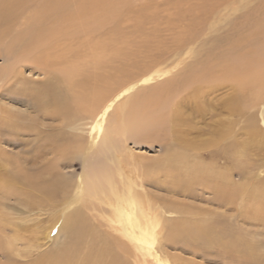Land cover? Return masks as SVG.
Listing matches in <instances>:
<instances>
[{"label": "rangeland", "instance_id": "rangeland-1", "mask_svg": "<svg viewBox=\"0 0 264 264\" xmlns=\"http://www.w3.org/2000/svg\"><path fill=\"white\" fill-rule=\"evenodd\" d=\"M55 2H60V15L55 22L40 20L42 8L50 7ZM1 11L0 77L3 78L0 81L6 77L7 69L15 60L14 55L22 51L24 43L36 38L50 23L56 26V37L60 38L56 42H48L50 39L46 37L43 40L52 44L50 53L53 57L62 58L51 57V63L55 66H52L49 78L37 70L34 66L37 64L31 63L33 68L32 65H26L28 67L22 69L24 76L35 82V87L46 90V100L34 95L30 97V108L15 103L14 97L21 100L17 96L20 95V85L7 90L6 95L10 94L12 99L9 96V99H0L8 110L27 115L25 119L10 117L14 124L23 126L26 131L21 134L23 130L10 131L7 128L9 140L0 144V192L5 197L9 192L7 184L11 183V192L17 189L14 186L17 179L14 177L24 179L18 173L19 161H26L24 182L28 183L27 191L33 188L27 204L26 200L22 203L20 198L17 201L15 196L4 201V205L0 204L1 229H5L0 233V264H9V256L18 260V264H33L38 256H43L47 264H74L88 253L105 248L107 244L111 248L115 247V241L127 246L129 250L125 248L134 254L139 264H264V217L253 214L256 209L258 211L264 207V98L252 102L254 96L251 90L246 87L238 90L231 81L221 79L222 71L216 69L226 57H251L264 46V0H18ZM54 47L59 50H54ZM10 51H14V54L11 55ZM71 67L72 76L76 74L74 86L63 80V72L66 69L70 71ZM158 69L171 70L172 73L160 77L153 75L151 79L150 75ZM189 69L197 73L211 72L213 75L207 86L218 90L200 94L201 97L196 100L189 96L187 104L181 109L185 113L184 122H178L176 130L184 142L191 146L186 149L179 147L177 152L186 156L193 169H200V165L208 168L202 176L200 174V180L193 181L188 187L184 184L189 179L183 178L184 181L177 187L170 178L169 168L160 167L161 162L172 152L173 143L167 124L161 128H144L135 136L114 135L111 141L105 143L99 138H91L95 120L99 117L86 113L71 99L75 91L81 92L82 87L78 84L111 91L112 88L114 91L121 90L119 82H122V89L135 85L131 89L127 88L123 97L109 110V115L106 114L102 132L109 131L113 129V114L118 104L135 96H145L168 80L179 82L177 80H181ZM25 87L27 89L28 85ZM193 90L190 88L185 94L191 92L192 95ZM85 91L83 89L82 93ZM228 98L237 101L233 104L235 110L232 116L223 109ZM58 108L61 109V115L57 122L47 121L44 116L46 120H42L41 112ZM70 120L72 127L68 126ZM251 123L259 131L257 135L249 132ZM49 125L56 128L51 129ZM224 128L227 132L232 131L229 132L233 142L230 147L222 145L225 147L217 149L203 146L206 142L216 140V132ZM38 131L41 133H38L40 139L48 143L55 141V149L60 147L61 151L56 152L53 147L44 148V151L35 148L37 140L40 142L36 137ZM67 131L80 136L73 146L71 136L66 135ZM96 133L93 131V136ZM90 141L101 144L89 149ZM63 147L69 148L62 151ZM219 150L220 153L217 152ZM221 153H224V157L219 155ZM120 168L122 173L125 171L124 175L129 176L121 173V177L117 171ZM100 172L103 175L110 174L124 195L128 194L127 185L131 184L133 195L148 206H145L148 208L146 215L157 219L150 255L146 254L148 248L141 240L136 241L128 236L123 238L121 232L109 230L110 223L105 220L109 219L111 208L100 204L101 200H89L88 210L83 213L79 211L74 232L62 231L68 212L72 210L74 213L80 208L76 202L80 179L89 173L102 174ZM136 174L138 176L135 177ZM205 178L218 182L228 179L234 186L240 185L239 188L245 185L252 195L248 197L243 194L238 199H220L219 202L217 196L204 186ZM34 187H39L40 191L37 192ZM253 193L256 195L253 196ZM66 202L74 203L72 209L63 205ZM91 206L95 208L94 212ZM247 209L251 211L247 212ZM94 218L103 225L99 226ZM180 220L189 225L192 222H204L206 231L197 240L195 235L193 239L187 234L181 235L180 229L174 226ZM105 230L111 231L110 234ZM76 235H81L82 239L78 240ZM117 235H121L120 240ZM251 244L254 247L251 248ZM59 257H62L61 262ZM67 257L72 260H66Z\"/></svg>", "mask_w": 264, "mask_h": 264}, {"label": "bare ground", "instance_id": "bare-ground-1", "mask_svg": "<svg viewBox=\"0 0 264 264\" xmlns=\"http://www.w3.org/2000/svg\"><path fill=\"white\" fill-rule=\"evenodd\" d=\"M17 1L18 0H0V10H2L1 12H3L5 10L6 6H8L12 3H15ZM62 3H64V2H62ZM58 4L60 5V2L59 3L55 2L53 4H50L51 5L50 7L42 8L41 12L39 13L40 20H48V21L50 20L52 23H54L56 18L60 15V6ZM43 23H45V22H43ZM56 34H57L56 26L50 23L47 27H45V29H42L38 33L36 38L30 39L29 41H27L25 43L23 42L24 43L23 47L21 46L22 44L20 45L23 48L22 51L20 50L19 54L14 55L15 60L13 61V63H11V66L7 69V72L6 73L3 72V73H5L6 77L4 78V80L0 81V83H2L0 85V99H3V98L9 99V97H11V95L8 94L9 97L6 95L8 93L7 90H9L12 87H16V86L20 85V88H19L20 90L18 89L20 91V95H17V96L21 97V100L14 97L13 99H15V101H14L15 103L22 105V106L28 105L30 108V107H32V105H30V102L32 101V100H30V97L36 95L35 96L36 98L39 97L40 99L43 98V100H46V98H47L46 90H44L43 87L42 88L35 87V82L28 80L24 76L25 74L23 73L22 69L25 67H28L26 65H32L31 63H34V64H37V65H34L37 68V70L40 71L45 77L49 78V76L52 73L51 71H53V70H51L53 68L52 66H55V65L53 63H51V57H53L51 54L52 53L51 50H53V48H52V44L49 45L48 42H50V41L56 42V40L58 38H60V37H56ZM45 37H46V39H50V40L48 42L47 41L44 42L43 39ZM22 41H23V39H22ZM19 42L21 43L20 39H19ZM186 45L187 44H185V46ZM263 47H261L257 52L253 53L251 57H246V58H241L239 56H236V58L226 57L221 62H219L217 65L218 67H216L217 70L222 71L221 79H224V81H226V80L231 81V83L233 85H235L238 90H240V89L243 90L242 87H246L249 90H251V92L253 93L252 96H254V100H252V102H254V103H256L261 98H264V49H263ZM13 48L14 47H12V49ZM57 49H58V47H56L54 50L57 51ZM10 50H11V48H10ZM10 52H12V51H10ZM13 52L10 54L13 55L14 54ZM58 53H60V52H58ZM53 58L58 59V58H62V57L55 55ZM53 58H52V60L55 61V59H53ZM50 63L53 65H51ZM161 63H162V61H161ZM57 65H58V63H57ZM34 66L32 65L31 67L33 68ZM150 69H151V67H150ZM212 70H215V69H212ZM60 71H62V70H60ZM63 73H64L63 76H65L64 77L65 79H63V80L68 81V83H70L71 86H74L73 80H74L76 74L72 76V67H71L70 71H69V69H66V72H63ZM170 73H172L171 70L165 71L163 69H158V70L153 71V74H151L150 77L152 79L153 75L160 77V76L168 75ZM183 75H185V74H183ZM212 75L213 74L211 72H201V73L198 72L197 73V72H193L192 70H190V71H188V73L183 78H181V80L180 79L177 80L179 82H171V80L170 81L168 80L163 86L159 85V88L156 87L157 89H155V88L152 89V92L145 95V96H142V97H137V96L132 97L131 96L132 98H129L124 103H120L116 106L117 110H116V112L114 111L115 113L113 114L114 115L113 116L114 117V119H113L114 125H113V129L109 130L110 132L106 131V130L104 132H102V123L106 117V114L108 112H110L109 110L112 109V107L117 102V100H119L121 97H123V95L125 94V90L127 88L131 89L135 85H133V84H132L133 86L128 85L122 89L121 88L122 82H119L118 87L121 90L114 91V88H112L113 91H111L109 89L108 90H102V89H99L97 87L96 88L92 87V86L86 87L84 85L78 84L79 87L80 86L82 87L81 92L79 93V92L74 90L75 91L74 93H76V94H73L71 96L72 97L71 99H73V101L76 104H78L79 108L86 111V113L90 114L91 116L97 115V117H99V119H97V117H96L97 120H95L96 123H95V126L93 127L91 138H97V139L99 138L100 140H102L105 143L111 141L112 138L114 137V135H116V136L120 135L123 137H127L129 135L135 136V135L140 134L141 132H139V131L144 129V128H147V129L148 128H150V129L151 128H158V127L161 128L162 126H164L163 124H165V126L167 124L169 126V136H170L171 141L173 143V145H171L172 152L169 153V155L166 157V159L164 158L165 160H163V161L161 160L162 162L160 164V167H168L169 168V169L168 168L167 169L170 171L171 177H170V175L169 176L167 175V176L172 178L173 183L177 187H179L181 185V182L184 181L183 178L189 179V182H185V184H184L185 186L188 187L189 184L191 185L193 183V181L200 180V178H201L200 174L202 176L203 173L208 168H205L206 166L200 165L199 166L200 169H198V168L193 169L194 166L189 165L186 156L177 152L178 149H180V148L186 149L187 146H191V144L188 145L187 143L184 142L183 138L181 137V134L176 130V126H177L178 122H181V121L184 122L185 113H184V111L182 112L181 109H183L185 107V105L187 104L186 100L188 99L189 96H191L194 100H196V98L199 99V97H201L200 94H204L206 92H217L218 88H215L212 86H207L209 84V80H211ZM56 76H58V75H56ZM1 78H3V77H0V79ZM115 82H117V81H115ZM26 85H28L27 89L25 87ZM31 85H32V88L30 87ZM116 86H114V87H116ZM107 87H108V85H107ZM190 88H194L193 94L190 95L191 92H189L186 95L185 93L188 90H190ZM36 89H38V90H36ZM83 89H86L85 93H82ZM71 91H73V89ZM64 92H65V90H64ZM68 97L69 96H67V98ZM11 99H12V97H11ZM59 102H60V100H59ZM63 102H66V101H63ZM236 102L237 101L233 100L232 98H228L226 100L225 106L223 107V109H224V111L227 112V114L229 116H232V114L234 113L235 109L233 107V104ZM46 107H47V105H46ZM22 113L13 112V110H11V109L8 110L7 107H5V103H3L0 100V137H1L0 138V144L3 142L7 143V140H9V135H7V132H6L7 128H9L10 131H12V130H23L24 129L23 126L18 125V124H14L13 119H10V117H12L14 119H16L18 117H20L21 119H25V117L27 115H24ZM40 114H42V117H41L42 120L45 119L44 117H47V121L52 120V121L57 122L58 118L61 115V109L52 110L50 112L49 111L46 112V109H45V111L41 112ZM82 114H83V111H82ZM84 115H85V113H84ZM107 115H109V114H107ZM72 116L73 115H71V117ZM91 116H90V119H92ZM71 117H70V119H71ZM85 119H87V117ZM35 122H37V121H35ZM23 123H25V120ZM105 123H106V121H105ZM36 125H38V124H36ZM72 125H73V123H71V120H70V123L68 124V126L72 127ZM110 126H111V124H110ZM50 127H51V129L56 128L54 125H52ZM25 128H26V126H25ZM36 130H37V128H36ZM248 130L252 135H257L259 133V131H257V129L255 128V125L252 123L249 125ZM25 131L26 130H23L21 134H24L23 132H25ZM39 131L37 132L36 137L40 140V142L37 140L38 144L35 146V148L37 147L39 151H41V150L44 151V148L46 149V148H52L53 147L55 149L54 143H53L55 141L48 143L46 140H44L42 138L40 139L39 137H40L41 133ZM93 131H97L95 136H93ZM32 132H34V131H32ZM229 132H227V130H225V128L222 131L216 132V134H215L216 140L210 141L208 143L206 142L207 144L205 143L203 146L206 145V147H208V148L213 147V148H217V149L219 147H225V146H227L226 148L230 147L233 142L230 140V133H232V131L230 133ZM15 133H16V131H15ZM38 133H40V134H38ZM76 133H77V131H76ZM66 135L71 136L72 146H73V143L79 139L78 137H80L78 135L70 134L69 131H67ZM11 141L12 140H10L9 142H11ZM226 141H228V142H226ZM90 142H92V143H90V146L88 147L89 149L94 148V147H99V145L101 144L100 142L99 143H95V142L93 143V141H90ZM222 145H225V146H222ZM69 147H63L64 149L62 151L67 150ZM15 148H17V146ZM25 148H26V146H25ZM85 148H87V147H85ZM23 151H24V149H23ZM55 151L60 152L61 148L56 147ZM209 152L214 153L213 151H209ZM209 152H208V154H209ZM217 152L220 153V150ZM212 153L209 154L210 157H213ZM0 154H1V152H0ZM216 154L217 153H214V155H216ZM223 154L221 153L219 155L224 157ZM206 156H208V155H206ZM128 157H129V155H128ZM115 159H114V161H115ZM132 159H133V157H132ZM218 160H220V159H218ZM226 160H227V158H226ZM25 162L26 161L21 163L19 161L20 166L18 168V173L19 174L21 173V175L23 176L24 179L22 180V178L14 177V179H17L16 180L17 182L16 181L14 182V186H16L17 189L12 190V192H11V187L9 186L11 183L9 185L7 184V191H9V192L8 193H6L7 191L5 192L6 193L5 197H4V194L1 193L2 191L0 192V204L4 205V201L11 200L12 196L17 197L16 198L17 201H20L19 200V198H20L22 203H25V200H26V204H27L28 198L30 196H32V189L33 188L32 189L30 188L31 191L30 190L27 191L29 186H28V183L26 184L24 182V181H26L25 180L26 179V173L24 172L25 171V166H24ZM27 162H28V159H27ZM33 162H35V160ZM123 162H124V160H123ZM125 162L129 163L127 161H125ZM113 164H115V163H113ZM121 164H122V162H121ZM123 166L125 167V165H123ZM124 167H122V169ZM135 167H136V165H135ZM115 168H117V166ZM137 168H138V166H137ZM103 170H104V167L102 168V172H103ZM107 170L110 172L109 169H107ZM117 171L120 172L119 175L121 177H122V174L125 172L124 171L122 173L121 168H120V171L119 170H117ZM102 172H100V173H102ZM194 172H196V174ZM89 174L84 175L80 179V181H79L80 183L78 184V189H77L78 195L76 197V202H77V204H80V208L78 207L77 210H74V213L72 210L68 212V214L65 216L63 225L61 227L62 231L65 230L67 232H74V230H75L74 227L76 226V222L78 220L77 217L79 215V211H80V213L81 212L83 213V211L86 212L88 210V207H89L88 204L90 205L89 200H93V199L98 200V201L101 200V201H99L100 204H102V205L105 204V206H108L111 208V210H110L111 215L109 216V219L107 218L108 220H105V222L110 223L109 224V230L121 232L122 233L121 235L123 238H125L124 236H128V237L135 239L136 241L141 240L140 242H142L144 245L147 246V247L145 246V248H148L146 250V252H147L146 254L150 255L152 247L154 245L153 241H155L154 238L156 235V234L155 235L153 234V233H155L153 231V228H154V224L157 223L158 221L156 218L153 219L152 216L146 215L145 211H147L146 209H148V208H146V207H148V206L144 205L143 201H141L138 196L136 197L135 195H133V193L131 192V190H133V188L132 189L130 188V187H132V186H130L131 184L127 185L128 194L124 195V193L120 192L121 189L117 188L118 185L111 179L110 174H107V173H104V175H103V173L102 174H94V175L93 174L89 175ZM208 174H209V172H208ZM113 175L114 174H112V176ZM117 176H118V174H117ZM124 176H129V175H124ZM136 176H138V174H136L135 177ZM11 178H13V177L11 176ZM6 181H7V179H6ZM205 181H204V186L207 189H210L217 196V198L219 199L218 200L219 202H220V199L221 200H228V201L235 200V199H238L239 197H241L243 194L244 195L246 194L248 197H250L252 195L251 192L247 189V187L245 185L243 187L241 186V188H239L240 185L238 187H236L233 185L234 183H232L228 179L225 180L224 182H220V181L218 182V181L212 180L211 178H205ZM137 183H138V181H137ZM126 184H127V182H126ZM135 185L138 186V184H135ZM120 187H122V186H120ZM38 188L39 187H36V188L34 187V190L39 192L40 188H39V190H38ZM123 188H124V186H123ZM135 191L137 192L138 190H135ZM28 192H29V194H27ZM207 192H208V190H207ZM249 194H251V195H249ZM215 195H214V197H215ZM255 195H256V193L255 194L253 193V196H255ZM139 196H141V194ZM149 199H150V197H149ZM150 202H152V201H150ZM72 204H74V203H72ZM72 204H71V202H69V203L66 202L63 205H65L66 208L70 209ZM227 206H228V204H227ZM254 207H255V205H254ZM152 210H154V209H152ZM249 210L250 209H247V212L251 211V210L250 211ZM94 211H95V208L92 207V212H94ZM110 211H109V213H110ZM154 212H155V210H154ZM184 212H186V211H184ZM191 214H193V213H191ZM199 214H200V212H199ZM253 214H255L256 217H264V207L262 209H259L258 211L256 209L255 211H253ZM194 215H196V214H194ZM156 216H158V215L156 214ZM254 218H255V216H254ZM256 219L258 220V218H256ZM94 221L97 222L98 220H95V218H94ZM183 221L180 220V221L174 223L175 224L174 226H176L177 229H180L181 235L187 234L189 236H192L191 239H193L194 238L193 235H195L196 240H197V238L199 236L203 235L202 233L206 231L204 222H192L189 225L188 222H183ZM97 223L99 224V226H100V224H101V226L103 225L102 222H100V221H98ZM1 224L2 223L0 222V233L1 232L3 233L5 231V229L4 228L1 229ZM202 228H204L203 231H202ZM109 230H105L106 233L110 234L111 231H109ZM117 234H119V233H117ZM121 235H119V236H121ZM204 235H205V233H204ZM119 236H118V238H119ZM77 239L81 240L82 236L81 235L77 236ZM119 240H120V238H119ZM115 242H114L115 247L111 248V246L109 244H107V246H105V248H102L101 250L97 251L98 253L97 252L94 253L92 251V252H90V254L88 253L86 256H84L81 259L76 258V259H78V261L74 264H139L137 262V258L134 256V254H130L128 252L129 249L127 246L121 245V243L119 241H115ZM92 243H93L92 245H94V242H92ZM125 245H128V243ZM130 245L131 244H129V246ZM134 245H136V244L134 243ZM250 246L252 248L253 245L251 244ZM91 247H93V246H91ZM125 247H127L128 250ZM246 248L248 250V246ZM67 249H71V248L67 247ZM77 251L78 250H76V252ZM134 252H135V250H134ZM247 252H246V254H248ZM250 254H252V253L250 252ZM250 254H249V257L251 256ZM49 255H50V253H49ZM155 255H156V253H155ZM71 256H74V255H71ZM62 257L61 258L59 257V260L62 259ZM48 258H50V257H48ZM65 258L63 261H65ZM139 259L140 258L138 256V260ZM55 260L57 261L58 259H55ZM66 260H72V259L71 258L68 259V257H67ZM8 261H9L8 262L9 264H11V263L12 264H15V263L18 264L19 263L18 260H15L13 257H10V256L8 258ZM60 262H61V260H60ZM32 263L33 264H47L46 262H44L43 256H38L36 259H34V261ZM50 263H51V261H50Z\"/></svg>", "mask_w": 264, "mask_h": 264}]
</instances>
